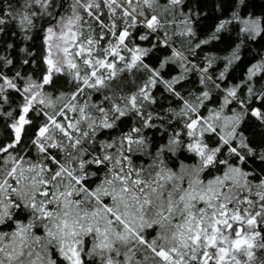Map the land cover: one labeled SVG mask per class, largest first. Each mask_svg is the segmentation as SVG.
Here are the masks:
<instances>
[{
	"label": "snow or ice",
	"instance_id": "snow-or-ice-1",
	"mask_svg": "<svg viewBox=\"0 0 264 264\" xmlns=\"http://www.w3.org/2000/svg\"><path fill=\"white\" fill-rule=\"evenodd\" d=\"M250 8L0 0V264H264Z\"/></svg>",
	"mask_w": 264,
	"mask_h": 264
},
{
	"label": "trees",
	"instance_id": "trees-1",
	"mask_svg": "<svg viewBox=\"0 0 264 264\" xmlns=\"http://www.w3.org/2000/svg\"><path fill=\"white\" fill-rule=\"evenodd\" d=\"M254 8H250V11H255L257 14L264 12V0H251Z\"/></svg>",
	"mask_w": 264,
	"mask_h": 264
}]
</instances>
